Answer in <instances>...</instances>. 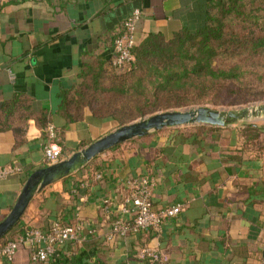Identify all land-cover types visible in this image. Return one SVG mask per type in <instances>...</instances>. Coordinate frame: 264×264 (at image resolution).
<instances>
[{
	"label": "crops",
	"instance_id": "crops-1",
	"mask_svg": "<svg viewBox=\"0 0 264 264\" xmlns=\"http://www.w3.org/2000/svg\"><path fill=\"white\" fill-rule=\"evenodd\" d=\"M207 1L0 0V105L17 92L28 94L33 110H49L62 158L69 156L119 126L88 108L66 125L58 114V95L79 82L83 63L113 57V40L134 9L141 11L140 41L157 32L170 38L182 26L202 25ZM245 123L166 127L101 153L42 189L5 235L46 231L59 221L78 225V239L59 246L47 263L32 262L20 243L2 264H263L264 121L251 122L260 127L256 138L242 133ZM46 139L32 118L18 132H0V168H20L0 178V220L27 176L45 166ZM139 175L152 180L154 208L186 207L158 230L108 239L112 222L127 217L122 183ZM145 248L157 249L159 262L144 256Z\"/></svg>",
	"mask_w": 264,
	"mask_h": 264
},
{
	"label": "trees",
	"instance_id": "trees-1",
	"mask_svg": "<svg viewBox=\"0 0 264 264\" xmlns=\"http://www.w3.org/2000/svg\"><path fill=\"white\" fill-rule=\"evenodd\" d=\"M132 56L123 67L112 58L83 63L79 82L58 95L65 125L86 108L120 126L191 105L264 100V0H208L202 25L182 26L170 38L149 33ZM31 118L46 139L49 110H33L30 96L17 92L0 105V132H18ZM259 129L245 123L242 133L256 138Z\"/></svg>",
	"mask_w": 264,
	"mask_h": 264
},
{
	"label": "built area",
	"instance_id": "built-area-1",
	"mask_svg": "<svg viewBox=\"0 0 264 264\" xmlns=\"http://www.w3.org/2000/svg\"><path fill=\"white\" fill-rule=\"evenodd\" d=\"M141 16L139 9H134L124 20L119 34L114 38L112 47L113 63L123 67L132 58V49L141 41L136 35V25ZM11 79H14L11 75ZM48 135L43 145V153L47 164L62 159V149L57 141L53 125L47 127ZM20 170L15 166L0 168V178H4ZM94 177L99 179L100 173ZM152 180L146 175L130 176L122 183V212L127 217L118 218L112 222L108 239L123 237L130 233L144 230H158L169 219L177 217L186 207L185 203L176 202L154 208L151 201ZM106 203L107 200H104ZM78 225L55 222L48 230L43 231L36 227L24 230L17 238L4 237L0 240V264L11 261L18 245L24 243L30 249V258L34 263H47L52 259L59 246L78 239ZM144 256L151 261H159L161 253L157 249L145 248ZM264 264V260L262 261Z\"/></svg>",
	"mask_w": 264,
	"mask_h": 264
},
{
	"label": "water",
	"instance_id": "water-1",
	"mask_svg": "<svg viewBox=\"0 0 264 264\" xmlns=\"http://www.w3.org/2000/svg\"><path fill=\"white\" fill-rule=\"evenodd\" d=\"M264 117V104L254 109H213L195 106L159 111L120 125L59 161L33 170L25 179L14 204L0 220V240L20 221L32 199L46 186L65 179L88 165L101 153L133 138L145 136L166 127L206 124L223 127L236 122H253Z\"/></svg>",
	"mask_w": 264,
	"mask_h": 264
},
{
	"label": "rangeland",
	"instance_id": "rangeland-1",
	"mask_svg": "<svg viewBox=\"0 0 264 264\" xmlns=\"http://www.w3.org/2000/svg\"><path fill=\"white\" fill-rule=\"evenodd\" d=\"M263 104H264V100H257V101H250V102H246V103L232 104V105H225V104L191 105V106H187V107H184V108H177V109H185V108L195 107V106H208V107L213 108V109L240 110V109H243V108H251V109H254L257 106L263 105ZM263 121H264V119H256V122H263Z\"/></svg>",
	"mask_w": 264,
	"mask_h": 264
}]
</instances>
